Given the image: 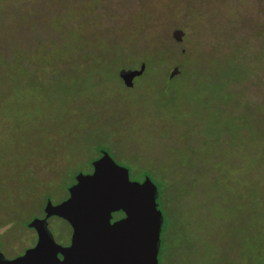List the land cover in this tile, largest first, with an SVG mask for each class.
<instances>
[{
  "label": "rangeland",
  "instance_id": "1",
  "mask_svg": "<svg viewBox=\"0 0 264 264\" xmlns=\"http://www.w3.org/2000/svg\"><path fill=\"white\" fill-rule=\"evenodd\" d=\"M227 2L0 0V210L16 221L4 246L31 241L21 222L35 200L65 197L96 142L130 180L157 186L160 264H264V41L251 43L250 9L228 20ZM193 12L198 43H176ZM121 50L145 55L132 90L117 81L121 63L137 64Z\"/></svg>",
  "mask_w": 264,
  "mask_h": 264
},
{
  "label": "water",
  "instance_id": "2",
  "mask_svg": "<svg viewBox=\"0 0 264 264\" xmlns=\"http://www.w3.org/2000/svg\"><path fill=\"white\" fill-rule=\"evenodd\" d=\"M172 37L179 41L181 31L173 30ZM143 69V63L138 68H120L117 77L129 88ZM177 71L172 67L168 76ZM90 166L91 172L73 175L64 200L52 204L46 199L44 217L27 223L36 233L34 246L12 259L0 253V264H157L162 216L155 201L156 186L148 176L130 180L127 168L103 149ZM117 211L123 217L110 222ZM51 215L71 227L68 246L56 244L47 233L44 222Z\"/></svg>",
  "mask_w": 264,
  "mask_h": 264
},
{
  "label": "flooded vegetation",
  "instance_id": "3",
  "mask_svg": "<svg viewBox=\"0 0 264 264\" xmlns=\"http://www.w3.org/2000/svg\"><path fill=\"white\" fill-rule=\"evenodd\" d=\"M261 5H262L261 1H259V3H257V1L253 2V0H232V2H227L222 7V9H224V10L228 9L226 14H225V16L227 18H228L227 15H230V11L232 12V15L233 14L236 15L235 19L233 21L240 20L242 12H243V9H246V8L250 9L251 13L248 14L247 16L252 17V19H251V21L249 23L254 29L253 35L255 37H257V39L259 38L258 40H254L253 42H251L252 44L257 42V41H259V40L261 42L264 41V23H263V21L261 22V19H263L262 15H264V9L261 8ZM196 6L197 5H195V4H194V6H192L193 11L196 10ZM245 6H247V7L245 8ZM210 13H211V11H209L208 13H204V14L209 15ZM193 14H194L193 20L191 18V20H192L191 36L188 34V30H187V28H189V26L185 27L184 25H180L178 28L174 29V30L177 29V30L181 31L180 40L176 41V43L185 42L186 46H192V45H195V44L198 43V41H199V39H198L199 38V30L195 26V19H196V17L199 18V16H198V12H196V13L193 12ZM196 14H197V16H196ZM190 38H193L194 42H192V40ZM189 39H190V43H188ZM231 42H232V40L230 42H225L224 46L230 44ZM197 47H198V45H197ZM180 51L183 52V48H181ZM132 86H133V80H132ZM125 88H127V87H125ZM129 88H131V87H129ZM91 170H92V168L90 166L89 170L84 171V172L78 170V171H75L74 174L77 173V172L89 173V172H91ZM66 197H67V192L65 194V197H63L61 200L52 202L51 199H50V196L46 195V197L42 201H40L39 203H36V206L34 208H32V212H34V214L31 215L28 219H26L23 222H21V226L23 228H26L27 230H29L30 233H31V241H30V236H28V235H24L23 236V238L25 237V238L29 239L30 242L27 245H25L24 247H22V248H19V249L16 248L15 249V248H11L7 244L5 246L3 245L4 244L3 242L5 241L4 239L6 238L5 237L6 234H10V233H12V231L16 232L15 231L16 228H15L14 224L13 225H9L8 224L9 226L6 227L8 231L5 232L4 234H2L3 235L2 238H1V235H0V253L2 254L3 258L4 259H12V258H14L16 256L21 255L24 252V250H26L27 248H30V247L34 246V244L36 242V233H35L33 228L27 227V223H29L30 220L32 218H34V217L39 218V219L44 217L43 206H44V203H45L46 199H49L52 204H56V203L64 200ZM121 217H123L122 212H120V211L114 212V213L111 214L110 222H112V221H114V220H116L118 218H121ZM55 218L61 220L65 224V232H64V234L58 235L59 237H55L52 234V232L49 229V227H48L49 220H51V219L53 220ZM44 226H45L46 231L49 234L50 238L56 244H58V245H60L62 247H65V246L69 245L70 236H71V227L69 226V224L65 220L61 219L60 217L51 215V216H49V217H47L45 219ZM160 245H161V237L159 235V244H158V251H157V256H156L157 264H160V262L158 260L159 255H161L160 254V250H159ZM56 256H57L58 259L62 258V255L60 253H57Z\"/></svg>",
  "mask_w": 264,
  "mask_h": 264
},
{
  "label": "trees",
  "instance_id": "4",
  "mask_svg": "<svg viewBox=\"0 0 264 264\" xmlns=\"http://www.w3.org/2000/svg\"><path fill=\"white\" fill-rule=\"evenodd\" d=\"M223 3H224V1H223ZM222 3V4H223ZM193 9V8H192ZM234 15V14H233ZM191 16H192V14H191ZM194 17V16H193ZM228 20H229V18H227ZM224 25V24H223ZM224 36V35H223ZM223 38V37H222ZM160 41H163V40H161L160 39ZM165 44H166V46H167V49H171V47H170V45H168L167 44V42L166 41H163ZM225 43V38L223 39V44ZM164 44V45H165ZM200 44H201V42H200ZM215 44H213V46H214ZM143 46H147V44H144ZM201 46H202V44H201ZM148 47V46H147ZM203 47V46H202ZM220 48V47H219ZM122 49H124V48H122ZM174 50L172 49V53H174L173 52ZM121 53L124 55V58L126 59V60H128V61H135L137 64L135 65L136 67L135 68H138V66L141 64V62H143V57L142 56H145L144 54H140V56H139V54L138 53H134L133 55H128V54H126L125 53V51L124 50H121ZM190 53V50L188 49L187 50V48H183V52L180 54L181 55V58H183L185 55H187V54H189ZM181 63V62H180ZM179 63V66L178 67H176L177 68V73H175L174 75H172L171 77H169V78H173V77H175V76H177L180 72H181V69H182V65ZM173 67H175V66H173ZM120 68H130V66H126V64H124V62L123 63H121L117 68H116V70H118V69H120ZM145 69V68H144ZM145 71V70H144ZM143 71V72H144ZM164 71V70H163ZM167 71H166V69H165V73H166ZM167 74V73H166ZM37 75H38V73L37 72H31L30 74H28V76L30 77V78H33V79H38L37 78ZM168 75V74H167ZM31 76H36V77H31ZM117 77V76H116ZM39 80V79H38ZM117 81L119 82V83H121V81L119 80V78L117 77ZM122 84V83H121ZM134 87H131V88H126L127 90H132ZM122 98H124V99H130V98H132V97H124V96H122ZM0 123H2V122H0ZM0 126L2 127V124H0ZM110 130V129H109ZM95 142V141H94ZM3 149H6L7 150V148H3ZM99 149H103L104 150V146L103 145H100V144H98V143H93V151H94V153L98 156L99 155ZM5 155H7V153L5 154ZM1 156H3V155H1ZM96 156V157H97ZM6 167V166H5ZM7 169H9V167H6ZM0 170L3 172V171H6L5 170V168L2 166V164H0ZM74 174V173H73ZM73 176V175H72ZM71 176V177H72ZM73 178V177H72ZM74 180H72V182H73ZM156 190H157V186H156ZM46 197V196H45ZM157 198H159V194H158V191H157V196H156V199H155V201H156V203H157ZM36 201V203H39V201H37V200H35ZM42 201V200H41ZM157 208H158V206H157ZM161 212V211H160ZM161 216H162V213H161ZM15 217H14V215H12V213H9V212H6V211H3V210H0V227H2V226H4V225H6V224H9V225H13L16 221H15V219H14ZM261 224V228H260V234H261V238L259 239V242H260V244H261V249H263L264 248V221L262 222V223H260ZM160 230H161V227H160ZM159 235L161 236V231L159 232ZM166 248V245L164 244L163 245V240H162V238H161V245H160V247H159V250H160V254L162 253V251H163V248ZM164 248V249H165ZM261 249H260V251L257 253V254H260L263 258H264V252L263 251H261ZM163 255V254H162ZM253 258H255L256 259V257H255V255H253L252 256ZM256 264H259V262L257 261V259H256Z\"/></svg>",
  "mask_w": 264,
  "mask_h": 264
}]
</instances>
